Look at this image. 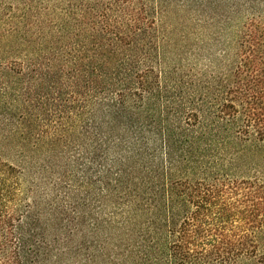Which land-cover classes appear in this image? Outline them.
<instances>
[{
  "label": "trees",
  "instance_id": "1",
  "mask_svg": "<svg viewBox=\"0 0 264 264\" xmlns=\"http://www.w3.org/2000/svg\"><path fill=\"white\" fill-rule=\"evenodd\" d=\"M0 264H264V0H0Z\"/></svg>",
  "mask_w": 264,
  "mask_h": 264
}]
</instances>
